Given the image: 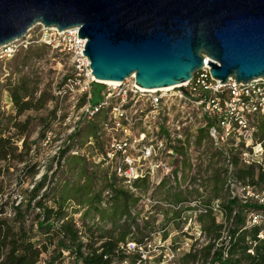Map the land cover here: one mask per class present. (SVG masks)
<instances>
[{"label": "rangeland", "instance_id": "374dc122", "mask_svg": "<svg viewBox=\"0 0 264 264\" xmlns=\"http://www.w3.org/2000/svg\"><path fill=\"white\" fill-rule=\"evenodd\" d=\"M68 71L67 59L34 44L20 49L12 58L0 60V114L6 119L27 122L26 132L16 146L18 153L24 152L21 144L25 139L26 149H30L24 158L27 163L13 164L0 178V181L4 179L1 203L6 204L3 206L6 213L11 212V207L21 198L24 207L25 193L45 176V187L36 201L45 191L49 196L43 203L47 206L52 205V196L66 198L65 221H73L84 246L96 249L109 238L115 240L123 233H127L124 240L127 242L131 238L156 237L165 231L161 238H167L168 242L200 250L207 244L198 222L203 208L214 206L216 210L212 214L220 223L222 218L218 210L228 198L243 202L248 190L254 196L253 202L256 198L264 202V127H260L261 116L248 118L252 127L250 136H231L216 145L208 130L200 134L206 127L197 110L173 106L174 102H171L155 113L147 110L149 95L140 94L126 114L132 117L136 109L144 111L142 125L136 122L131 126L129 120L126 123L133 128L130 134L134 136L141 131L144 135L147 133L146 139L149 144L153 143L157 157L151 156L145 161L150 175L128 188L114 178L99 156L97 134L107 140L115 133L109 128V114L105 109L92 118L84 115V93H81V87L67 83ZM21 80L27 84L34 100L44 96L46 105L40 111H28L16 118L7 90ZM123 83L122 88L131 89L132 82ZM97 85L102 86L103 92L109 88L104 84ZM57 89L61 90V95H56ZM98 90L96 87V91H92L93 96ZM174 93L176 91L166 93L165 100ZM122 122L117 120L116 123L122 125ZM12 133L15 131L10 130ZM59 150H67L62 159L58 157ZM73 157L83 159L76 163ZM233 157L241 167L253 166L260 170L262 178L256 188H249L236 180L228 162ZM80 168L85 173H81ZM9 183L11 185L6 187ZM109 183L111 187H107ZM115 192L126 193L128 203L121 204ZM34 216L29 214L31 220H35ZM57 240L59 237H54L48 245L45 261L53 256L56 258L54 247Z\"/></svg>", "mask_w": 264, "mask_h": 264}, {"label": "water", "instance_id": "95a60500", "mask_svg": "<svg viewBox=\"0 0 264 264\" xmlns=\"http://www.w3.org/2000/svg\"><path fill=\"white\" fill-rule=\"evenodd\" d=\"M77 27L97 84L142 90L264 80V0H0V49L36 25Z\"/></svg>", "mask_w": 264, "mask_h": 264}, {"label": "built area", "instance_id": "2783aa9c", "mask_svg": "<svg viewBox=\"0 0 264 264\" xmlns=\"http://www.w3.org/2000/svg\"><path fill=\"white\" fill-rule=\"evenodd\" d=\"M33 30L36 32L31 35ZM78 32L77 27L60 32L56 28H45L38 24L29 30L20 41L2 47L0 60L12 58L20 49H25L29 44L44 46L67 59L69 71L66 81L81 87V93H84V115L92 118L105 109L106 114H109V128L115 133L109 135L107 140H103L101 135L97 134V144L100 146L99 156L112 171L114 178L128 188H132V185L139 181H144L150 175L149 168H145V161L151 156L157 157L153 143L149 144L150 141L146 139V132L145 135L142 131L135 136L130 134L133 128L129 125L135 126L136 122H139L138 125H142L144 111L136 109V113L132 117H128L126 114L140 94L149 95L150 99L147 102L149 109L147 110L156 111L155 113L162 110L161 106L166 108L171 102H174L171 104L173 106H188L197 110L203 121V126L207 128L210 138L216 145L231 136L237 138L250 136L252 127L249 125L248 118L264 115V80H255L248 84H236L233 80H228L227 83L220 84L219 81L211 79L206 66L189 82L172 88L171 91H176V93L166 100V93L170 91L149 93L144 90L145 92H141V89L135 86L134 80L131 78L124 81V83L132 82L131 89L122 88V84L109 86L106 91H101V103L91 106V88L97 82L91 75L88 59L82 54L86 40L78 38ZM60 91L57 89V96L61 95ZM117 120H122V125L116 123ZM127 120H129V125L126 123ZM209 123L211 125L207 126ZM104 126L107 127L106 124ZM157 147L158 145L155 144L156 149H158ZM253 197L246 190V200L242 203ZM256 201L259 205L264 206L263 201H259L257 198ZM208 209L203 208L200 213L205 214ZM210 209L216 210L214 206ZM3 216L11 218L12 213H6ZM245 226L246 228L259 227L261 230L257 237L263 239L264 213L249 215ZM164 233L165 231H162L156 237L150 235L138 242L127 241L125 244H121L119 246L121 257L114 259L110 264H180L179 259L182 254L195 252L194 249L184 246V244H174L168 242L167 238H161ZM62 255L65 258L62 264H69L72 259L68 258L66 252H62ZM37 264H47L45 257L43 256Z\"/></svg>", "mask_w": 264, "mask_h": 264}, {"label": "trees", "instance_id": "16d2710c", "mask_svg": "<svg viewBox=\"0 0 264 264\" xmlns=\"http://www.w3.org/2000/svg\"><path fill=\"white\" fill-rule=\"evenodd\" d=\"M66 80V78H65ZM91 106H97L102 101V86L94 84L92 91ZM9 100L18 118L28 111H40L46 105L44 96L34 100L27 84L21 80L19 84L8 88ZM261 126L264 127V115L261 116ZM209 123L207 126H210ZM27 129V122H17L15 118L6 119L0 114V178L7 174L13 164H25L28 160L30 149H26V140L22 141L21 147L24 152H17V142L24 136ZM10 130L15 133L10 134ZM207 128L200 131L205 134ZM95 136V135H94ZM264 139V135H263ZM262 139V140H263ZM59 158L62 159L67 150H59ZM59 159V160H60ZM83 158L73 157L72 160L78 163ZM228 162L233 168V173L238 182L249 188H256L261 181L260 170H255L253 166L241 167L238 160L234 157L229 158ZM59 164V163H58ZM60 167V164L58 165ZM81 173H85L80 168ZM4 179L0 181V203L4 195ZM46 177L43 176L35 182L29 192L25 193L27 198L26 205L22 206V198L19 203L11 207L12 217L6 218L4 207L0 204V264H37L45 254L47 247L51 245L54 237H59L54 250L56 258L53 256L47 264H62V252H66L68 258L72 260L69 264H110L114 259L120 258L119 246L125 244L127 233H123L117 239L109 238L100 244L96 249L84 246L79 241V232L75 228L73 221H65V201L64 197L51 198V206L43 203L49 196L48 194L39 197L40 191L45 187ZM11 183L7 184V186ZM109 183L107 187H111ZM136 188V185H135ZM121 204L126 205L129 197L124 192H115ZM125 197V199H123ZM248 200L245 203L235 198H228L219 208L222 218L220 223L212 214L210 207L205 214H200L199 224L201 234L206 239L207 244L194 253L182 254L180 264H264V238L257 237L260 232L259 227L246 228L247 218L251 214H263L264 206L257 201ZM23 207V208H22ZM29 214H34L35 220L29 218ZM29 221L30 224L26 225ZM40 236V239L37 238ZM128 241L133 240L132 238Z\"/></svg>", "mask_w": 264, "mask_h": 264}, {"label": "bare ground", "instance_id": "6f19581e", "mask_svg": "<svg viewBox=\"0 0 264 264\" xmlns=\"http://www.w3.org/2000/svg\"><path fill=\"white\" fill-rule=\"evenodd\" d=\"M102 84L106 85V86H117L118 83H115V82H102ZM184 85V84H182ZM180 85V86H182ZM178 87V86H177ZM172 88H176V87H171V88H165V89H160V90H150L148 91L149 93H153V92H157V91H160V92H165V91H171ZM141 92H145L144 90L141 89Z\"/></svg>", "mask_w": 264, "mask_h": 264}]
</instances>
